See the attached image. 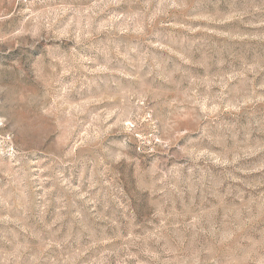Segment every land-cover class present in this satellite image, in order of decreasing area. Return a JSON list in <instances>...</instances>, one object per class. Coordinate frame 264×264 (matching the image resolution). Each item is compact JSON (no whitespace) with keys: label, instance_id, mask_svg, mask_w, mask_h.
Listing matches in <instances>:
<instances>
[{"label":"rangeland","instance_id":"obj_1","mask_svg":"<svg viewBox=\"0 0 264 264\" xmlns=\"http://www.w3.org/2000/svg\"><path fill=\"white\" fill-rule=\"evenodd\" d=\"M0 264H264V0H0Z\"/></svg>","mask_w":264,"mask_h":264}]
</instances>
